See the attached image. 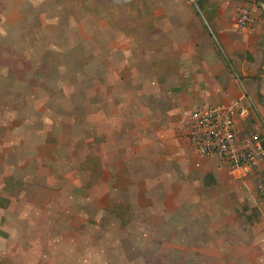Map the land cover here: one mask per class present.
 Instances as JSON below:
<instances>
[{"label":"crops","instance_id":"crops-1","mask_svg":"<svg viewBox=\"0 0 264 264\" xmlns=\"http://www.w3.org/2000/svg\"><path fill=\"white\" fill-rule=\"evenodd\" d=\"M145 7L150 14L138 20L146 28L139 34L117 19H89L111 32L94 52L107 90L91 105H99L95 117L56 118L83 129L75 137L84 136L90 147L91 122L100 123V165L93 153L87 164L97 177L81 181L88 209L74 217L87 221L100 207L99 215L115 218L122 240L112 248L108 237L73 244L68 264H264V205L257 193L264 163L244 180L218 156L196 154L184 135L194 109L231 105L242 96L250 112L237 117L238 138L256 128L264 135V0H205L208 20L187 0H144ZM238 7L259 16L249 36L230 29ZM83 37L91 42L86 29ZM94 53L79 51L84 58Z\"/></svg>","mask_w":264,"mask_h":264},{"label":"rangeland","instance_id":"rangeland-1","mask_svg":"<svg viewBox=\"0 0 264 264\" xmlns=\"http://www.w3.org/2000/svg\"><path fill=\"white\" fill-rule=\"evenodd\" d=\"M126 1L0 0V264H68L73 244L92 246L95 237H108L109 248L122 242L117 221L107 212L100 217V207L87 221L74 217L88 209L81 181L97 177L87 164L93 153L100 165V123L91 122L90 147L87 138L75 137L83 129L61 120L99 112L91 105L104 99L102 59L94 52L111 32L96 23L117 19L128 33L146 29L138 21L150 14L144 0L123 8ZM92 18L97 22L90 24ZM85 29L91 42L84 43ZM217 49L223 55L220 44Z\"/></svg>","mask_w":264,"mask_h":264},{"label":"built area","instance_id":"built-area-1","mask_svg":"<svg viewBox=\"0 0 264 264\" xmlns=\"http://www.w3.org/2000/svg\"><path fill=\"white\" fill-rule=\"evenodd\" d=\"M257 25L256 13L244 7H238L229 20L230 29L244 36L253 34ZM249 112L246 96L231 105L194 109L188 118L187 141L190 147L202 157L218 156L238 177L251 178L260 163H264V135L256 128L243 139L238 138L237 117L245 119ZM257 193L264 205V181L258 184Z\"/></svg>","mask_w":264,"mask_h":264},{"label":"trees","instance_id":"trees-1","mask_svg":"<svg viewBox=\"0 0 264 264\" xmlns=\"http://www.w3.org/2000/svg\"><path fill=\"white\" fill-rule=\"evenodd\" d=\"M196 2H197V6H198V8L201 10V9H203V2H201V0H196Z\"/></svg>","mask_w":264,"mask_h":264},{"label":"water","instance_id":"water-1","mask_svg":"<svg viewBox=\"0 0 264 264\" xmlns=\"http://www.w3.org/2000/svg\"><path fill=\"white\" fill-rule=\"evenodd\" d=\"M187 1H189V2H193L194 0H187Z\"/></svg>","mask_w":264,"mask_h":264}]
</instances>
